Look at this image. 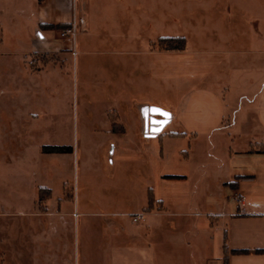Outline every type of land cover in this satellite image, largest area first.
Masks as SVG:
<instances>
[{"label": "rangeland", "instance_id": "1", "mask_svg": "<svg viewBox=\"0 0 264 264\" xmlns=\"http://www.w3.org/2000/svg\"><path fill=\"white\" fill-rule=\"evenodd\" d=\"M227 1L83 0L84 15L76 10L69 23L51 28L59 38V28L76 24L74 37L61 38L68 49L29 55L37 0H0V264H108L112 244L143 230L131 216L148 196L135 186L151 178L133 160H155L164 151L166 165L186 171L180 165L189 150L188 138L161 142L152 135L171 119L152 107L173 111L200 80L188 77L185 49L156 41L184 36L190 50L198 47L210 31L225 29L226 8L238 13L236 0ZM111 48L129 50V70L117 68L121 55H107ZM48 63L55 69H29ZM109 109L120 112L127 133L118 120L111 131ZM202 141L194 143L195 159ZM42 145H70L72 152L42 153ZM38 184L52 188L48 202L39 200ZM166 199L180 207L192 201L193 212L209 206L199 193Z\"/></svg>", "mask_w": 264, "mask_h": 264}, {"label": "crops", "instance_id": "2", "mask_svg": "<svg viewBox=\"0 0 264 264\" xmlns=\"http://www.w3.org/2000/svg\"><path fill=\"white\" fill-rule=\"evenodd\" d=\"M244 3H250L252 10L243 8ZM37 4L36 40L27 54H59L60 49H68L65 39L56 38L48 25L69 23L76 10L84 15L83 0H43ZM234 6L236 15L226 8L221 18L223 31H210L192 50L186 42L182 52L187 74L192 75L188 77L200 80L190 83L177 99L164 129L157 127L152 133L161 137V142L166 137L188 138L189 150L180 165L186 171L166 165L164 151L155 160H133L151 178L135 187L147 196L151 193L153 208L145 211L147 200L131 216L132 223H143V230L126 232L131 242L124 238L112 244L108 264H224V257L227 264H264V0H236ZM0 29L2 43L1 23ZM126 52L111 48L105 53L121 55L116 66L125 71L130 68V59H125L129 50ZM49 68L55 69L49 63L38 71L29 65L35 73ZM108 111L117 115L122 132L127 133L120 112L109 109L106 114ZM135 116L141 119L138 113ZM171 125H175L174 130L168 132ZM200 138L202 156L195 159L194 143ZM153 182H159V189ZM38 185L50 189L52 196V188ZM198 193L209 205L205 211L193 212L192 201L180 207L169 205L166 199ZM44 207L48 214L47 203ZM135 216L140 218L134 220ZM137 237L138 243L133 241ZM64 264L69 263L65 260Z\"/></svg>", "mask_w": 264, "mask_h": 264}, {"label": "trees", "instance_id": "3", "mask_svg": "<svg viewBox=\"0 0 264 264\" xmlns=\"http://www.w3.org/2000/svg\"><path fill=\"white\" fill-rule=\"evenodd\" d=\"M38 3H42L43 0H37ZM63 24H59L56 26L48 25L50 28L60 27ZM156 43L161 47H164L166 50L172 51H181L186 48V38L184 36H163L157 39ZM108 118L111 123V131L116 132L119 128L117 125L118 117L114 112L108 113ZM42 153H70L72 152V147L70 145H42L41 146ZM39 200L43 201L50 197L51 191L45 187L38 188ZM153 208V196L148 194V206L145 211H150ZM235 251V250H234ZM226 252V251H224ZM241 252H246V250H241ZM224 264H227L226 258L224 257Z\"/></svg>", "mask_w": 264, "mask_h": 264}, {"label": "built area", "instance_id": "4", "mask_svg": "<svg viewBox=\"0 0 264 264\" xmlns=\"http://www.w3.org/2000/svg\"><path fill=\"white\" fill-rule=\"evenodd\" d=\"M76 24L75 23H71V25L66 26V27H62L59 28L57 30V34L59 35V38H65V37H74L75 33H76V28H75ZM39 37L43 38V36L41 35V33L38 35ZM169 112V111H168ZM170 113V118L172 117V112ZM238 204L242 205V198L238 197ZM140 218V216H135L133 217L134 220Z\"/></svg>", "mask_w": 264, "mask_h": 264}, {"label": "water", "instance_id": "5", "mask_svg": "<svg viewBox=\"0 0 264 264\" xmlns=\"http://www.w3.org/2000/svg\"><path fill=\"white\" fill-rule=\"evenodd\" d=\"M152 111L154 113H158V114H161L163 116H167L168 118L170 117V113L167 110H163V109H160L157 107H152Z\"/></svg>", "mask_w": 264, "mask_h": 264}]
</instances>
